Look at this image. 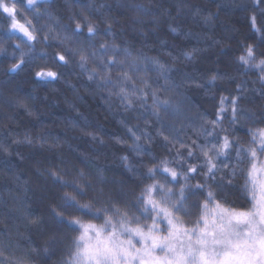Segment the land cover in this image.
<instances>
[{
    "label": "clouds",
    "instance_id": "obj_1",
    "mask_svg": "<svg viewBox=\"0 0 264 264\" xmlns=\"http://www.w3.org/2000/svg\"><path fill=\"white\" fill-rule=\"evenodd\" d=\"M0 264H264V0H0Z\"/></svg>",
    "mask_w": 264,
    "mask_h": 264
},
{
    "label": "snow or ice",
    "instance_id": "obj_2",
    "mask_svg": "<svg viewBox=\"0 0 264 264\" xmlns=\"http://www.w3.org/2000/svg\"><path fill=\"white\" fill-rule=\"evenodd\" d=\"M47 75L54 76L55 74L54 73H49ZM86 231H87V229H86Z\"/></svg>",
    "mask_w": 264,
    "mask_h": 264
}]
</instances>
